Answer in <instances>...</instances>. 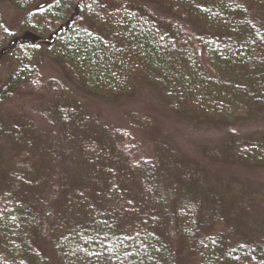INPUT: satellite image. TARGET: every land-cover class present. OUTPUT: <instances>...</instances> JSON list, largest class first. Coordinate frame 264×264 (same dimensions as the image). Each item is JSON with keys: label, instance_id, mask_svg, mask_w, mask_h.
I'll return each mask as SVG.
<instances>
[{"label": "trees", "instance_id": "16d2710c", "mask_svg": "<svg viewBox=\"0 0 264 264\" xmlns=\"http://www.w3.org/2000/svg\"><path fill=\"white\" fill-rule=\"evenodd\" d=\"M4 1L22 20L0 13V66L25 75L0 80V264H264V218L245 228L200 163L138 138L149 118L117 127L88 101L149 86L194 121L264 120V0ZM228 131L202 155L264 169V132Z\"/></svg>", "mask_w": 264, "mask_h": 264}, {"label": "rangeland", "instance_id": "374dc122", "mask_svg": "<svg viewBox=\"0 0 264 264\" xmlns=\"http://www.w3.org/2000/svg\"><path fill=\"white\" fill-rule=\"evenodd\" d=\"M50 0H33L35 5L47 3ZM0 13L4 16L7 28L17 30L21 22V17L16 13H10V5L4 0H0ZM2 63V62H1ZM6 65V63H5ZM0 66V80L5 79L8 70L19 76L25 75V70L16 61H7V66ZM45 75L56 76L63 79L64 73L61 68L53 62H48L45 67ZM29 88L22 91L17 102L26 104L30 108L35 104L34 97ZM91 109L101 112L102 116L111 124L117 127H124L123 116L126 111L139 113L149 118L154 129L152 131L138 134L143 142L151 139L182 152L189 158V161L198 162L203 166L202 176L204 184L207 186L208 194L225 198V205H234L235 209H240L244 215L247 229L253 227L264 218V169L257 170L236 166L233 161L210 160L202 155L203 149L219 150L221 145L227 142V132L236 134L241 140H252L258 138L264 132V120H229L226 125L215 121H194L173 112H170L165 102L159 97L153 87L143 86L137 93L134 100L122 107H116L98 100H88ZM30 102V103H29ZM228 128V129H227ZM225 157L232 156L224 154ZM256 171V172H255ZM258 199V202H256ZM255 200V202H253ZM257 203V204H256Z\"/></svg>", "mask_w": 264, "mask_h": 264}]
</instances>
